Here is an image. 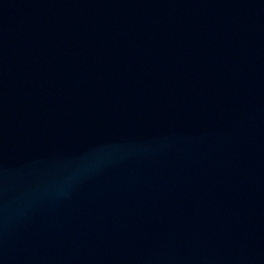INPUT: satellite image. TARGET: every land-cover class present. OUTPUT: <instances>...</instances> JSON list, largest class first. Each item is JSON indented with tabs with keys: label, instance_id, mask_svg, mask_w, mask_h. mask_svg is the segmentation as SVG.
I'll list each match as a JSON object with an SVG mask.
<instances>
[{
	"label": "water",
	"instance_id": "95a60500",
	"mask_svg": "<svg viewBox=\"0 0 264 264\" xmlns=\"http://www.w3.org/2000/svg\"><path fill=\"white\" fill-rule=\"evenodd\" d=\"M0 264H264V0H0Z\"/></svg>",
	"mask_w": 264,
	"mask_h": 264
}]
</instances>
